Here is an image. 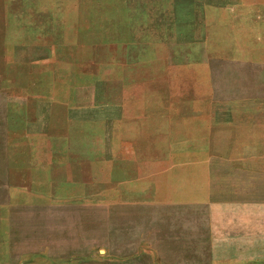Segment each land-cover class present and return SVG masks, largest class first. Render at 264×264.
Returning a JSON list of instances; mask_svg holds the SVG:
<instances>
[{"label": "rangeland", "instance_id": "374dc122", "mask_svg": "<svg viewBox=\"0 0 264 264\" xmlns=\"http://www.w3.org/2000/svg\"><path fill=\"white\" fill-rule=\"evenodd\" d=\"M0 264H264V0H0Z\"/></svg>", "mask_w": 264, "mask_h": 264}]
</instances>
